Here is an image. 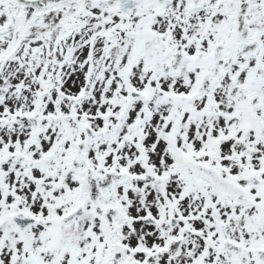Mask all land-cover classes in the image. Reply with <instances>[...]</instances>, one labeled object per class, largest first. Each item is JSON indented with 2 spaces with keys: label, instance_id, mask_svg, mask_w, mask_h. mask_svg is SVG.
<instances>
[{
  "label": "snow or ice",
  "instance_id": "obj_1",
  "mask_svg": "<svg viewBox=\"0 0 264 264\" xmlns=\"http://www.w3.org/2000/svg\"><path fill=\"white\" fill-rule=\"evenodd\" d=\"M0 264H264V0H0Z\"/></svg>",
  "mask_w": 264,
  "mask_h": 264
}]
</instances>
